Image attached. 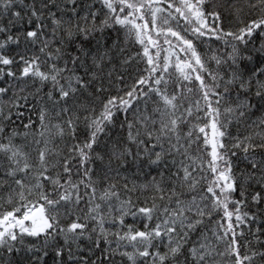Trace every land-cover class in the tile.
<instances>
[{
  "label": "snow or ice",
  "instance_id": "snow-or-ice-1",
  "mask_svg": "<svg viewBox=\"0 0 264 264\" xmlns=\"http://www.w3.org/2000/svg\"><path fill=\"white\" fill-rule=\"evenodd\" d=\"M2 77L0 264H264V0H0Z\"/></svg>",
  "mask_w": 264,
  "mask_h": 264
},
{
  "label": "trees",
  "instance_id": "trees-1",
  "mask_svg": "<svg viewBox=\"0 0 264 264\" xmlns=\"http://www.w3.org/2000/svg\"><path fill=\"white\" fill-rule=\"evenodd\" d=\"M213 47H215V45H213ZM15 50H16L15 49V46H11L5 54L11 55ZM13 68L15 70L16 65H13ZM6 79H7L6 77L0 78V86H3L4 85ZM129 82H131V81H129ZM189 86H191V85H189ZM190 98L193 101L196 99V97L194 95L191 96ZM19 111L22 112L23 115L19 119L15 115H13L12 119L15 121L16 125L20 127V130L23 131V123H26L27 122L28 117L31 115L32 116V119L34 121L37 120V117L34 114L29 113L27 110H25L23 108L19 109ZM233 131H234V129H233ZM114 134H116V133H114ZM22 142H23V139L22 138H18L17 141H16V143H18V144L19 143H22ZM31 148H32V155L35 156L36 155V153H35V148H36L35 144H31ZM25 150L26 151L28 150L27 147L25 148ZM130 178L133 179V180H139L141 182L144 179L143 177L131 176V174H130ZM130 186H131V184H130ZM244 210L247 211L248 209L246 208ZM252 210L255 211V209H252ZM126 223H131V219L129 218L126 221ZM257 226H260L262 229H264V221H258V224H252L250 227L254 230ZM257 235H259V234H257ZM246 238L249 241H251L254 246L256 245V241H254L252 239V236L251 235H248L247 232H246ZM29 242H34V241L30 239ZM260 243L261 244H264V235L260 236Z\"/></svg>",
  "mask_w": 264,
  "mask_h": 264
}]
</instances>
